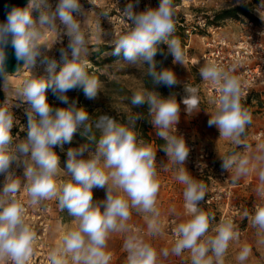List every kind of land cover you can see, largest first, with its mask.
<instances>
[{
	"label": "clouds",
	"instance_id": "1",
	"mask_svg": "<svg viewBox=\"0 0 264 264\" xmlns=\"http://www.w3.org/2000/svg\"><path fill=\"white\" fill-rule=\"evenodd\" d=\"M138 4L139 0H135V3L125 5L123 13L130 21V27L116 40L112 55L122 56L130 65L144 63L154 85L172 88L179 83L176 74L170 69L157 71L155 57L163 51L160 48L163 44L175 64L183 65L185 61L181 42L173 36V0H160L158 7L137 12ZM85 14L80 0H58L54 8L50 0H28L25 7L13 6L6 20L0 22V76L4 80L9 46L14 50L17 62L28 67L42 55L41 46H46L42 43L45 30L68 38L66 47L60 49L64 61L60 70L56 71L54 59L45 56L48 75L25 79L18 89L20 104L28 105L25 110L27 135L23 142L15 143L14 151V117L6 107L0 106V175L5 176L0 190V260H10L11 264H28L37 238L36 232L23 218L25 207L18 199L21 180L11 170L14 163L17 167L23 166L24 182L32 205L56 196L60 209L67 210L79 221L75 230L64 235L63 247L50 253V264H66L64 257L68 254H71V264H109L111 254L105 250L107 238L111 232L128 231L126 222L131 217L130 209L151 214L147 225L152 234L161 228L160 213L156 208L160 189L156 152L135 131L137 122L144 118L143 114L129 117L126 125L117 123L107 114L90 124L85 108L77 107L75 101L69 103L67 93L71 90L81 88L85 97L91 100L97 98L100 88L98 78L89 74L88 61L83 58L88 47L82 28L84 19L80 18H85ZM199 74L203 81L218 87L215 112L210 116L208 126H215L220 137L241 146V137L246 134L252 116L241 103V81L235 74V67L225 68L208 61L199 68ZM49 90L68 107L53 108L47 100ZM131 104L149 106V122L157 129L156 135L165 141L160 150L174 164L184 165L190 149L184 137L173 134L172 128L179 122L181 104L187 114L199 107L198 89L184 87V95L179 101L176 93L163 97L156 91L138 90L133 93ZM93 128L100 133L99 138ZM78 130L95 144V150L90 151L89 144L69 148L65 169L72 180L58 187L57 175L61 167L54 148L63 149L64 144H70ZM243 147L248 149L250 146ZM257 152L259 155L255 159L264 160V144L257 145ZM251 162L252 157L248 154L233 153L222 159V167L227 171L235 169V182L249 173ZM176 178L186 185L184 207L190 218L175 227L176 241L172 253L179 256L189 250L191 264H224L229 242L239 239L234 222L221 220L214 229L215 235L205 238L215 220V216L199 207L205 199L206 185L193 179L184 167H179ZM259 179L261 184L257 192L264 198V169L259 171ZM94 188H106L103 201H93ZM113 189L122 190L127 198L113 195ZM252 225L264 230V204L256 206ZM123 247L127 252V264H156V250L136 235L127 236ZM251 252L252 248L245 245L237 259L243 264ZM164 255H168L167 250Z\"/></svg>",
	"mask_w": 264,
	"mask_h": 264
},
{
	"label": "rangeland",
	"instance_id": "2",
	"mask_svg": "<svg viewBox=\"0 0 264 264\" xmlns=\"http://www.w3.org/2000/svg\"><path fill=\"white\" fill-rule=\"evenodd\" d=\"M58 0H50L53 8ZM86 14L82 21V28L86 33L88 53L83 57L88 61V67L97 68L100 73L104 74L109 80L118 82L123 88H115L114 86H102L98 93V99L108 98L106 92H110L107 99L108 103L115 104L118 109L131 111L130 99L127 94L138 90L147 91L144 88V75L147 67L144 63L137 65H130L120 57H115L112 60L106 58L113 56V48L116 40L120 35L127 32L130 27L128 21L123 13V9L128 3H135V0H80ZM160 0H139L138 6L135 8L137 12L143 11L148 7H158ZM175 7V31L173 36L178 38L181 42V47L184 51V64H175L173 57L169 55L167 58V67L174 71L179 83L186 86H194L198 89L199 107L189 114L193 119L190 123L184 121L183 124L178 122L176 125L184 129L193 139L202 142L209 151V164L202 171H194L189 163L186 161L184 165L174 164L166 154L160 150L165 144V141L159 140H145L151 145L156 152V172L157 179L160 183V189H163V181L166 180L168 186V197L175 199H184L183 192L186 185L177 180L179 167H184L188 174L195 180L206 185L207 191L205 199L209 198V202L205 199L199 204V207L205 212L215 216V220L211 223L207 236L215 235L214 229L223 219H230L234 222L235 230L239 232V239L229 242V247L224 256V264H241L237 259L240 250L243 246L249 245L252 252L248 259L243 264H264V230H259L252 225V216L257 205L264 204V198L257 192L261 181L259 179V171L264 169V160H256L255 156L259 155L257 152V145L264 144V83L255 85L250 93L241 98V103L251 113V123L246 127V134L241 137L242 145L237 146L230 140L220 137L219 131L215 126L209 127L208 120L215 112V106L210 98L202 91L200 85L199 68L205 64L202 59L203 53L208 50L207 42H209L216 35L225 36L231 40L237 39L245 34H254L258 28L264 27V0H173ZM236 7H242V11H232ZM231 10V16H225L224 11ZM35 16L36 13H33ZM204 19L206 27L204 29L192 30L190 34L184 31V26H195L198 21ZM251 22V23H250ZM46 35L42 38V43L46 46H41L42 55L37 57L34 65L26 66L23 71H16L14 73H7V77L1 78L0 88L3 93V98L0 106L6 107L14 117V127L12 129L13 151L16 142H23L27 135V125L24 121L25 110L28 107L26 104H20L17 92L25 79L32 76H47L46 71L48 65L44 62V57L54 59L57 62L58 71L64 64L61 58L60 49L66 47L68 38L59 35L57 32L45 30ZM261 39H264L262 36ZM62 41V42H61ZM165 50L167 51V46ZM160 45V46H161ZM97 52V54H96ZM196 57L199 59L195 63ZM70 58V57H69ZM93 59L99 63L95 65ZM181 99V98H180ZM178 99V100H180ZM20 104L19 107L16 105ZM181 125V126H180ZM157 129L152 126L150 134L154 137ZM161 139L160 137H158ZM82 144L78 143L73 146H64L63 149L59 147L57 154L60 159V171L57 175L58 187L63 182H70L71 176L66 172L65 164L67 161V150L69 148H76ZM243 145L250 146L245 149ZM94 151V148H89ZM233 153L241 155L248 154L252 157L250 171L247 175L241 176L238 180L233 182L235 169L228 171L222 167V159L227 158ZM85 153V157H87ZM12 171L15 172L17 178L21 180V189L18 193V199L25 205L27 201V213L24 214L25 222L37 233L41 230L42 224L40 221L46 222V232L41 238H36L33 243V249L38 250V245L45 248V254H40L41 263L45 259H50V253L57 248H62V240L64 235L71 230H75L79 221L73 216L69 215L67 210H61L56 196L51 199L42 200L38 204L41 210V216H34L37 213L35 206L30 202V197L27 193L23 177V166L17 167L14 163ZM5 182V176L0 175V190H2ZM111 187V181H109ZM159 189V190H160ZM113 195H126L122 190L113 189ZM163 195V194H162ZM106 197V188L93 189V201H103ZM183 201L182 203H184ZM47 205H50L47 209ZM157 208V204H156ZM185 209V208H184ZM131 217L126 222L128 231H114L111 232L107 238L106 251L113 255L117 264H127V252L124 249V241L129 235H136L141 241L146 239V235H153L147 225V221L151 214L139 212L136 209H130ZM183 212V211H182ZM245 213L248 215L246 216ZM175 217L177 223H182L190 217L184 212L176 215H168ZM163 215L159 216V219ZM134 223L141 227L144 232L132 231L128 225ZM157 233L164 234V241L168 245L174 247L175 242L170 235L162 228ZM156 234V233H155ZM182 253L185 255L176 260L177 264H191V253L185 250ZM211 256V253H209ZM160 256L157 254V261H160ZM66 264H71V254L64 257ZM38 258L36 259V262ZM39 262V261H38ZM0 264H8L7 260H0ZM47 264H50L48 262Z\"/></svg>",
	"mask_w": 264,
	"mask_h": 264
},
{
	"label": "built area",
	"instance_id": "3",
	"mask_svg": "<svg viewBox=\"0 0 264 264\" xmlns=\"http://www.w3.org/2000/svg\"><path fill=\"white\" fill-rule=\"evenodd\" d=\"M251 23V22H250ZM206 22L204 19L198 21V24L195 26H184V31L188 34L192 30L204 29L206 27ZM264 36V27L258 28L254 31V34H245L240 36L237 39L231 40L222 35H216L209 42H207L208 50L203 53L202 59L205 60V63L208 61H214L220 64L222 67L230 68L235 67V74L239 76L241 81L242 95L241 98L245 97L250 93L252 88L257 85L264 83V39H261ZM200 85L202 91L210 98L214 106L216 107L215 100L218 97V87L211 84L210 82L200 80ZM172 133L175 135H182L188 145L190 152L187 158V162L194 171L202 172L209 164V151L207 147L200 141L193 139L184 129L173 125ZM209 198H206L205 201L209 202ZM27 201L25 202V212L27 213ZM50 205H47V209ZM37 213L32 214L34 216L40 217L41 210H44L42 206H35ZM160 226L164 229L175 242L176 236L174 234V229L178 225L175 217H165L159 219ZM41 230L37 232V237L41 238L45 234L46 222L40 221ZM128 227L135 232H144V230L135 225L134 223H129ZM34 250V249H33ZM46 247L44 248L41 245H38V250L33 251L31 259L28 261V264H47L50 262V259L46 258L44 263H41L42 258L40 254H45ZM38 261L36 262V259ZM8 264H11L10 260H7ZM109 264H117L115 258L111 254V260Z\"/></svg>",
	"mask_w": 264,
	"mask_h": 264
},
{
	"label": "trees",
	"instance_id": "4",
	"mask_svg": "<svg viewBox=\"0 0 264 264\" xmlns=\"http://www.w3.org/2000/svg\"><path fill=\"white\" fill-rule=\"evenodd\" d=\"M242 11V7H236L234 8L232 11ZM224 15L225 16H231L232 12L231 10H227L224 11ZM160 48L163 50L162 52L158 53L155 57L156 61H157V71H160L162 69H165L167 67V58L169 57V54H167V51L165 50V46H160ZM97 54V52H96ZM117 56H110L108 58H106V60H112ZM93 63L95 65H99V63L96 61V59H93ZM147 67V65H146ZM60 70V69H59ZM58 70V71H59ZM88 72L90 75H94L96 78H98L100 85L102 86H114L116 89L118 88H123V86L121 84H119L116 81L113 80H109L104 74L100 73V71L97 68L94 67H88ZM57 71V72H58ZM148 71V68H147ZM147 71L144 75V79H143V83H144V88L149 91H156L158 92L161 96L163 97H167L172 93H176L177 94V100L182 98L184 95V87H186L185 84H181L178 83L176 86L169 88L167 86L164 85H154L153 81H152V77L147 75ZM103 90L102 88H99V91ZM108 95V98L110 96V92H106ZM47 100L48 103L53 107V108H57V107H68V105L62 104L55 95H53V93L49 90L47 93ZM67 96L69 97V103H71L72 101H75L77 104V107H83L85 108V110L88 112L89 114V121L88 123H92L93 121H95L96 119H98L101 115H109L111 117H113L117 123L122 124V125H126L127 120L129 117L136 115L138 113L143 114L144 118L139 120L137 122L135 131L137 133L138 136L142 137L144 140H150L153 139L155 140V142L158 143L159 139L158 137H154L150 134V129L152 128L151 123L149 122L151 120V116L148 115V109L149 106L147 104L141 105V106H133L131 104V97L132 94L128 93L127 94V98L130 99V104L131 106V111H127V110H123V109H118L115 104H111L108 103L107 99H88L85 97L83 90L81 88H76L74 90H71L67 93ZM37 119H39V117H37ZM24 121L26 122L27 125V116L25 114L24 116ZM81 131L82 130H78L76 134H74L73 139L71 141L70 144H64V146H73V145H77L78 143L80 144H89V148H94L95 144L94 143H90L87 139L86 136L81 135ZM93 133L95 134V136L97 138H99L100 133L93 128ZM163 141V140H162ZM59 147L54 148L55 152H58ZM59 154V153H57Z\"/></svg>",
	"mask_w": 264,
	"mask_h": 264
},
{
	"label": "crops",
	"instance_id": "5",
	"mask_svg": "<svg viewBox=\"0 0 264 264\" xmlns=\"http://www.w3.org/2000/svg\"><path fill=\"white\" fill-rule=\"evenodd\" d=\"M179 101V100H178ZM190 119H193L189 114L184 112V105L181 104V113H180V119L179 122L181 124L187 122L189 124ZM178 125V124H177ZM179 126V125H178ZM181 126V125H180ZM163 194V195H162ZM169 191L168 186H166V180L163 181V189L159 190L156 204L157 209L163 218L167 217L168 215H176V214H182L184 212V199L177 200L173 197H168ZM183 211V212H182ZM146 239H142L144 243H147L151 245L155 250L156 253L160 256V261L156 260V264H177L176 260L179 256L172 253V245H168L164 241V234L156 233L153 235H146ZM164 250L168 251V255H164ZM185 255V253H182V257Z\"/></svg>",
	"mask_w": 264,
	"mask_h": 264
},
{
	"label": "water",
	"instance_id": "6",
	"mask_svg": "<svg viewBox=\"0 0 264 264\" xmlns=\"http://www.w3.org/2000/svg\"><path fill=\"white\" fill-rule=\"evenodd\" d=\"M28 2V0H0V22H4L7 17L8 11L13 7H24L25 4ZM7 62H6V72L7 73H14L18 71L22 66L23 62H17L14 50L11 46L7 48ZM2 76H0V82H1ZM3 98V93L0 88V102Z\"/></svg>",
	"mask_w": 264,
	"mask_h": 264
},
{
	"label": "bare ground",
	"instance_id": "7",
	"mask_svg": "<svg viewBox=\"0 0 264 264\" xmlns=\"http://www.w3.org/2000/svg\"><path fill=\"white\" fill-rule=\"evenodd\" d=\"M28 4V2L25 4V6ZM24 6V7H25ZM199 62V59L196 57V59H195V63H198ZM26 66H24V64H23V66L18 70L19 72L20 71H23V69L25 68Z\"/></svg>",
	"mask_w": 264,
	"mask_h": 264
}]
</instances>
